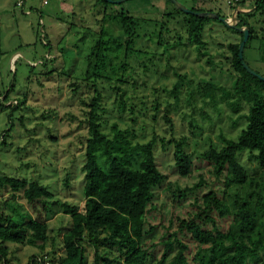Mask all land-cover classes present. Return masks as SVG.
Masks as SVG:
<instances>
[{"label": "rangeland", "instance_id": "obj_1", "mask_svg": "<svg viewBox=\"0 0 264 264\" xmlns=\"http://www.w3.org/2000/svg\"><path fill=\"white\" fill-rule=\"evenodd\" d=\"M19 1L0 0V174L38 181L53 195L45 247L17 242L4 245L8 264H30L34 256L59 264L66 255L64 235L72 226V218L63 211L62 203L83 206L85 200L83 165L89 127L86 113L96 94L95 87L85 79L95 77L94 72L87 76V55L94 43L93 36L101 27L108 28L114 36L121 35L118 21L108 17L103 22L107 13L124 10L153 20H162L169 12L178 17L180 14L170 27H177L182 33L185 25L181 19L185 14L171 0H124L108 5L98 0H22L21 5ZM178 1L188 8L194 5L193 0ZM228 1L199 0L198 4L205 9H221L227 20L234 22L238 10L230 7ZM254 2L250 1V7ZM239 9L247 13L252 10ZM256 19V32L261 38L247 43L245 59L252 70L264 76V14H258ZM159 28L142 23L136 29V47L150 52L151 56L131 57L124 82L114 77L112 81L104 78L98 83L104 106L101 121L103 130L110 135L115 123L123 129L130 128L129 137L134 143L157 135L155 154L167 176L165 187L177 183L185 188L196 178L180 176L174 144L163 150L160 139L186 137L188 152L208 175L204 152L226 146L225 138L238 139L246 126L245 115L251 103L241 96L222 98L221 92L215 99H207L202 94L204 82L201 81L215 80L233 91L235 78L226 71L228 63L218 49L220 44L240 42L241 35L221 21L208 23L204 33L210 53L211 63H208L209 57L199 55L192 43L162 55L165 47L157 44ZM226 52L229 53L227 49ZM221 66H225L223 73ZM121 95L126 99L125 109L120 107ZM19 99L23 102L15 109ZM239 159L253 176L262 172L256 153L244 151ZM5 191L0 189V206L7 208L4 203L9 192ZM17 200L21 207L27 208L24 198L19 195ZM157 202L159 207L149 215L147 225L149 228L153 224L155 228L144 238L157 243L154 257L147 264H160L165 249L161 242L165 234L163 225L169 224L174 210H182L172 206L161 189ZM16 204L15 200L8 201L11 208ZM85 247L87 264H94V248L89 244ZM172 256L173 252L169 253V259ZM261 258L264 260V252ZM261 260H250L247 264H260Z\"/></svg>", "mask_w": 264, "mask_h": 264}, {"label": "trees", "instance_id": "obj_2", "mask_svg": "<svg viewBox=\"0 0 264 264\" xmlns=\"http://www.w3.org/2000/svg\"><path fill=\"white\" fill-rule=\"evenodd\" d=\"M198 1L193 0L194 5L189 9L225 16L221 9H205ZM250 1H255L251 7ZM250 1L241 0L233 6L234 9L252 8L248 13L238 12V26L247 25L250 28L247 43L261 38L255 25L258 23L257 15L264 14V0ZM110 2L98 0L102 5ZM180 12L185 14L181 19L185 25L184 33L179 32L176 26L170 27L172 20L178 17L174 13H165L162 20H153L121 10L107 13L103 20L105 22L109 17V20L118 21L122 29L120 36L112 35L105 27H101L98 34L93 36L94 43L87 55V76L94 72L95 77L92 80L85 79L91 83V87H95L96 92L92 97L91 108L86 113L89 127L86 161L83 165L85 200L83 206L62 203L63 211L72 218V226L64 235L66 255L59 264H87L86 244L94 248V264H147L150 257H154L157 243H149L144 238L155 228L153 224L149 228L147 225L149 215L159 207L157 199L160 189L167 193L172 206L182 209L174 210L169 224L163 225L165 234L161 242L165 249L160 264H247L250 260L262 259L264 80L252 74L243 63L246 62L247 43L244 60L240 58V44L244 38L242 32L227 26L218 18L200 16L184 10ZM216 20L241 35L240 42L226 46L220 44L218 49L222 50V57L228 63L226 71L235 78L231 89L233 91L230 92V89L227 90V87L221 86L215 80H203L202 94L212 100L218 92L225 99L244 97L251 103L245 115L246 126L238 139L225 138L226 146L204 152L209 175L201 171L192 153L188 152L186 137H162L160 140L163 150L169 145L175 146L174 159L180 176L196 178L185 188L177 183H170L165 187L167 176L160 169L155 154L157 135L147 141L134 143L129 137L130 128L123 129L115 123L113 135L104 131L101 121L104 111L101 102L103 94L98 89V83L104 78L112 81L114 77L116 81L124 82L127 62L131 57L151 56L150 52L138 49L134 40L136 29L142 23L160 27L157 44L165 47L162 55H168L174 49L192 43L198 54L209 57L208 63H211L204 33L206 25ZM224 67H220L221 73ZM179 85L180 83L175 86L176 90ZM119 100L120 107L125 109L124 95ZM18 101L15 109L23 102L20 99ZM130 111L133 113V109L130 108ZM247 150L250 154H257L263 168L259 176L250 174L239 159L240 153ZM0 189L9 192L4 203L7 208L0 206V264H8V250L4 245L7 242L29 244L41 249L45 247L49 239L47 215L51 210L50 199L53 193L38 181L3 174H0ZM19 195L25 199L27 208L24 209L18 204ZM11 200L17 203L12 208L8 205ZM171 252L173 256L169 259ZM40 258L43 261H39ZM40 263L46 264V260L41 256H34L30 264ZM260 264H264V260Z\"/></svg>", "mask_w": 264, "mask_h": 264}, {"label": "water", "instance_id": "obj_3", "mask_svg": "<svg viewBox=\"0 0 264 264\" xmlns=\"http://www.w3.org/2000/svg\"><path fill=\"white\" fill-rule=\"evenodd\" d=\"M108 1H111V2H121V1H124V0H108ZM173 1L181 10H184L185 12H191V13H194V14H197V15H200V16H211V17H214V18H218L220 19L221 21H223L227 26L229 27H232V28H235L236 30L242 32L244 34V38L240 44V58L242 60H244V48H245V45L247 43V41L249 40V36H250V28L245 25V26H238V23L240 21V18L238 17V12H241L242 10L241 9H237V13L234 14V22H231L229 20H227V18L225 16H220L218 15L217 13H214V12H198V11H193L191 9H189L188 7H186L185 5L181 4L178 0H171ZM245 67L254 75H257L259 78L263 79L264 80V76H261L260 74L256 73L254 70H252L250 68V66L245 62L243 61Z\"/></svg>", "mask_w": 264, "mask_h": 264}, {"label": "built area", "instance_id": "obj_4", "mask_svg": "<svg viewBox=\"0 0 264 264\" xmlns=\"http://www.w3.org/2000/svg\"><path fill=\"white\" fill-rule=\"evenodd\" d=\"M21 1L18 2L19 5H21ZM240 1L241 0H229L228 3L230 7H233L236 6ZM39 261H43L42 258H40ZM46 264H50V262L47 261Z\"/></svg>", "mask_w": 264, "mask_h": 264}, {"label": "crops", "instance_id": "obj_5", "mask_svg": "<svg viewBox=\"0 0 264 264\" xmlns=\"http://www.w3.org/2000/svg\"><path fill=\"white\" fill-rule=\"evenodd\" d=\"M247 9H249V8H247ZM244 11H246V10H244Z\"/></svg>", "mask_w": 264, "mask_h": 264}]
</instances>
